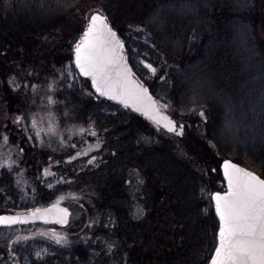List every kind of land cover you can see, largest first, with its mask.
<instances>
[{
  "label": "rangeland",
  "instance_id": "374dc122",
  "mask_svg": "<svg viewBox=\"0 0 264 264\" xmlns=\"http://www.w3.org/2000/svg\"><path fill=\"white\" fill-rule=\"evenodd\" d=\"M111 1L108 7L109 0H94L95 10L89 12L88 8L73 23L69 22V29L73 32L76 29L77 34L69 30L58 34L54 45L57 52L52 58L48 57L50 43L45 41L49 46L45 49L43 41L30 48L28 58L7 64L8 69L1 77L0 137L6 135L8 141L5 143L0 138V165H4L0 167V175L9 176L12 185L0 200L4 204V207L0 205V214L29 213L48 205L50 199L51 203L59 200L67 205L72 216L65 227L41 223L0 227V264H28L32 251L45 255L50 251L49 246L62 249L63 242L57 244L50 234L65 239L77 234L86 216L94 212L85 194L89 186L83 185L78 191L69 186L67 179L72 171L77 173L72 168L86 166L84 163H89L101 148L100 127L95 120L90 122L94 112V97L90 94L94 92L89 81L77 72L73 59L75 43L86 29L90 15L96 11L106 14L121 38L128 40L131 51L126 44L125 53L139 77L151 86L159 105H167L162 109L170 113L178 125L185 126L183 135H177L146 119L150 132L141 134L142 145H159L191 156V164L197 168V177L210 203L212 193L224 189L216 188L217 171L221 172L224 159L235 161L234 156L241 154L251 164L248 168L264 177L263 30L255 35L253 31L237 35L231 48V54L237 57L235 64L223 61L216 65L207 62L206 57L205 60L197 57L202 43L198 31L212 33L214 25L207 20L211 12L207 0H163L165 3L137 0V14L132 13V5L126 3L133 4L134 0ZM189 28L192 29L190 37ZM214 38L222 47L223 37L218 38L216 34ZM229 49L226 48L225 55ZM186 58H193V63L187 61V64ZM156 59L161 64H156ZM146 64H151L156 72L152 73ZM164 66L169 74L161 71ZM230 66L232 70H228ZM217 67L219 71L215 74ZM224 72L226 79L229 72L233 73L232 90L219 92L215 83H221L220 73ZM215 108L223 113L217 124ZM18 117L23 118L19 123ZM84 152L88 154L77 155ZM143 170L137 163L129 168L124 165L117 168L118 174L128 176L124 180L132 184L133 190L137 189L133 184L142 180ZM47 187L50 195L45 201L41 191ZM10 204L17 208H10ZM128 204L127 210L135 219L146 212L147 202L137 192L129 195Z\"/></svg>",
  "mask_w": 264,
  "mask_h": 264
},
{
  "label": "trees",
  "instance_id": "16d2710c",
  "mask_svg": "<svg viewBox=\"0 0 264 264\" xmlns=\"http://www.w3.org/2000/svg\"><path fill=\"white\" fill-rule=\"evenodd\" d=\"M109 1L108 7L112 5ZM138 2H126L132 5L130 11L134 14L139 13ZM206 5L212 12L207 20L214 25L212 33L198 31L202 43L197 57L216 65L223 61L235 64L237 57L231 54L233 39L246 31L264 33V0H207ZM88 8L89 12L96 9L94 0H0V90L7 64L28 58L30 48L43 41L45 49V41L50 43L48 57L52 58L57 52L54 45L58 34L65 30L77 34L76 29H69V22L77 20ZM215 32L218 38L223 37L224 48L217 44ZM191 33L189 28L188 37ZM127 48L130 50L128 40ZM226 48H230L228 55L224 53ZM193 58H186V62L192 64ZM155 63L161 64L157 59ZM164 68L161 71L167 74L169 71ZM214 71L216 74L219 67ZM223 75L225 72L220 73ZM228 75L227 79L220 78L221 83H215L219 92L232 90L233 73ZM90 95L94 97L90 122L95 120L100 127L101 148L93 154L92 163L72 168L76 174L70 169L67 183L78 191L83 185L89 186L85 194L94 212L86 216L77 234L66 236L62 249L49 246L46 256L32 251L28 264H208L217 244L219 223L191 156L159 145H142L140 136L150 132L149 121L120 104ZM213 114L219 118L217 124L223 113L217 110ZM214 142L217 145L216 139ZM234 160L251 168L241 154L235 155ZM136 163L144 170L133 190L132 184L124 180L128 176L118 174L117 168ZM217 176L216 188L221 189L224 184L220 169ZM9 180L5 173L0 175V200L11 189ZM47 189L41 191L45 201L50 195ZM136 192L147 202L146 212L139 219L127 210L129 195ZM47 202L50 204V199ZM0 205L4 207L1 201ZM10 208L17 207L10 204Z\"/></svg>",
  "mask_w": 264,
  "mask_h": 264
},
{
  "label": "snow or ice",
  "instance_id": "6c2138e0",
  "mask_svg": "<svg viewBox=\"0 0 264 264\" xmlns=\"http://www.w3.org/2000/svg\"><path fill=\"white\" fill-rule=\"evenodd\" d=\"M123 48L124 44L117 38V33L109 26L106 17L94 14L84 32V39L75 45V67L79 69L81 75L91 77L92 85L100 96L119 100L125 106L131 102V106L136 111H142L157 126L162 124L168 132L183 135V125L177 126L167 116L161 115L160 109H166L167 105H158L157 101L148 95L147 88L131 79V69L124 63L123 55H118ZM145 67L152 73L156 72L151 64H146ZM200 115L203 116L204 113L200 112ZM22 119L18 117L17 122ZM32 124L35 128L36 122L33 121ZM91 134L96 135L95 132ZM0 138L7 143L8 136ZM81 154L88 153L77 155ZM89 163H92V160ZM7 166L11 168V164ZM223 169L228 182V191L223 195L216 193L213 196L220 228L219 243L215 248L211 264H264V179L228 161L224 162ZM48 174L45 172V175ZM59 199L62 200L64 197ZM58 205L59 200L51 208L43 210V213L40 209H36L31 215L44 218L55 214L56 223L67 224L68 210ZM27 222L16 216H0V225ZM45 222L48 221L45 219ZM39 235L46 234L39 233ZM50 235L57 244L67 243L62 236H57L55 233ZM39 255L37 253V256Z\"/></svg>",
  "mask_w": 264,
  "mask_h": 264
},
{
  "label": "water",
  "instance_id": "95a60500",
  "mask_svg": "<svg viewBox=\"0 0 264 264\" xmlns=\"http://www.w3.org/2000/svg\"><path fill=\"white\" fill-rule=\"evenodd\" d=\"M94 14H99V15H101V16L106 17V20H107V23L109 24V26L112 28L113 31H115V32L117 33V38H118V39L124 44V48H123L122 52L118 53V55H123V57H124V63H126L127 66H128V68L131 69V71H132V77H131V79H132L136 84L142 85L144 88H147V89H148V95L151 96V98H152L153 100L157 101L156 98L154 97V95L152 94L150 88H149L148 86H146L142 81H140V80L138 79V77L136 76L135 71H134V69H133V67H132V65H131V63H130V61H129V59H128V56H127L126 53H125V48H126L125 42L121 39V37H120V35L118 34L117 30L114 29L113 26L111 25V23L109 22V19H108L107 15L104 14V13H102V12H98V11L92 13V14L90 15L89 19H88V25H89V22H90V18H91V16L94 15ZM88 25H87L86 29L84 30V32L87 30ZM84 32H83L82 36L78 39V41L75 43V45L84 39ZM73 56H74V63H75V46H74ZM76 69H77L78 73L80 74L79 69H78V68H76ZM80 75H81V74H80ZM81 76H82L83 78H86V79L89 80V82H90V86H91V88H92L94 94H95L96 96H98L99 98L106 99V100H110V101H113V102H115V103H118V104H120L121 106H123V107H125V108H129V109L132 110L133 112H136V113L142 115L143 117L149 119L150 121H152L149 117H147L146 115H144L142 111H136L135 108H133V107L131 106V102L129 103L128 106H125L123 103H120L119 100H113V99H109L108 97H105V96H100L99 93L96 92L95 88H94L93 85H92V79H91V77H85V76H83V75H81ZM160 112H161V115H163V116H167L170 120H172V121L178 126V124H177V120L174 119L169 113H167L166 111H164V110H162V109H160ZM152 122H153V121H152ZM162 123H163V122H162ZM181 125H182V124H181ZM160 127H161L163 130L167 131L166 129H164V128L162 127V124H161ZM167 132H168V131H167ZM169 133H172V132H169ZM183 133H184V130H183ZM225 161H228V162H231V163H233V164H236L238 167H241V168H244V169H246V170H248V171H251V172H253L255 175H257V176L260 177V175H259L257 172H255L254 170H252V169H250V168H248V167H246V166H244V165H241V164H239V163H237V162H234L232 159H224V160L222 161V163H221V172H222V176H223V179H224V184H225L226 189L223 190V191H214V192L212 193V195H211V204H212V207H213V211H214V214H215V216H216V218H217V220H218V222H219V227H218L217 234H216V236H217V244H216V247L218 246V243H219V236H218V233H219V228H220V220H219V216L217 215L216 210H215V202H214V200H213V196H214L216 193H220L221 195H223V194H225V193L228 191V182H227V178L224 176V169H223V164H224ZM260 178L263 179L262 177H260ZM55 204H57V202H55V203H51V204H49V205H47V206H44V207H41V208H38V209H40V210H41V213H43V210L48 209V208H51V207H52L53 205H55ZM58 206H59L60 208H66V209L68 210L69 216H68V223H67V224H63V225H62V224L56 223L55 220L57 219V216H56L55 214L49 215V216L44 217V218L33 217L31 214H32L33 212H35V210H36V209H35V210L30 211L29 213H28V212H27V213H25V212H24V213H20V212H16V213H2V214H0V216H16V217H19L21 220H27L28 222H27V223H17V224H14V225H0V226H2V227H9V226H10V227H11V226H15V225H26V224H31V223H46V222H45V219H46V220L48 221L47 224H58L59 226L65 227V226H67V225L69 224V222H70V219H71V216H72V210H71L67 205H64V204H62V203H59ZM216 247H215V248H216ZM214 253H215V249H214V252H213V254H212V256H211V258H210L208 264H211V260H212V258L214 257Z\"/></svg>",
  "mask_w": 264,
  "mask_h": 264
},
{
  "label": "flooded vegetation",
  "instance_id": "af4514ba",
  "mask_svg": "<svg viewBox=\"0 0 264 264\" xmlns=\"http://www.w3.org/2000/svg\"><path fill=\"white\" fill-rule=\"evenodd\" d=\"M259 174V173H258ZM261 176V175H260Z\"/></svg>",
  "mask_w": 264,
  "mask_h": 264
}]
</instances>
